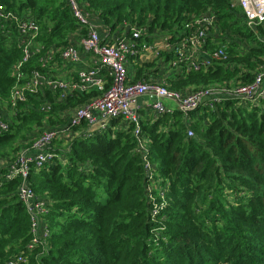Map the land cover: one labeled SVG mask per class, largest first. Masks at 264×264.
I'll list each match as a JSON object with an SVG mask.
<instances>
[{
    "label": "trees",
    "instance_id": "obj_1",
    "mask_svg": "<svg viewBox=\"0 0 264 264\" xmlns=\"http://www.w3.org/2000/svg\"><path fill=\"white\" fill-rule=\"evenodd\" d=\"M77 1L90 22L92 15L104 29L127 26L131 36L134 27L147 28L140 44L153 43L156 32L165 34L168 44H189L192 16L213 12L224 44L235 36L250 47L240 54L232 43L215 49L208 66L181 65L160 76L157 61H185L182 54L167 52L165 43L153 61H137L134 72L128 67L135 81L162 82L185 94L248 84L264 68V24L250 27L236 0ZM0 6L38 22L41 54L51 45H68V35L79 27L68 0H0ZM18 38L16 25L0 20V100L10 111L13 67L23 57ZM219 50L223 54L217 55ZM127 57L131 61L136 54ZM39 59L24 65L26 73L43 70ZM100 93L76 91L62 101L48 89L29 95L11 118L3 115L9 129L0 134V154L6 147L17 153L31 147L39 131L68 122V109ZM45 101L51 104L48 112L38 107ZM141 137L148 140L149 171L135 125L121 116L68 146L54 143L56 151L64 149L65 163L57 157L40 168L31 162L26 177L8 178L17 153L10 156L0 166V264L19 254L27 260L18 264H264V100L245 106L225 96L188 112L174 108L144 117ZM23 183L47 202L41 224L49 235L33 249L31 213L19 195Z\"/></svg>",
    "mask_w": 264,
    "mask_h": 264
},
{
    "label": "built area",
    "instance_id": "obj_2",
    "mask_svg": "<svg viewBox=\"0 0 264 264\" xmlns=\"http://www.w3.org/2000/svg\"><path fill=\"white\" fill-rule=\"evenodd\" d=\"M71 11L77 20L80 38L78 46L76 43H69L65 46L51 45L43 54L44 46L37 42L40 34L38 22L26 15L20 16L15 12H6L0 6V20L16 25L19 34L18 45L23 50L22 59L13 67V75L16 77V84L13 87L9 103L13 110L21 102H28L29 95H38L41 91L48 89L58 94V100H64L69 94L76 91L88 92L98 90L101 93L90 98L86 103L66 112L70 114L69 121L54 126H47L33 138L31 147L23 148L16 155L9 166L8 178L18 175L26 177L31 169V162L35 167L45 165L54 157L64 160L62 154L56 151L57 141H63L65 146L78 135L91 136L93 131L105 129L113 118L123 117L126 121L135 125V133L138 135L139 150L143 153L146 170L152 168L147 158L148 140L141 137V121L144 119L143 112L151 110L154 116L177 108L182 111H191L209 101H220L222 98L231 97L238 99L243 105L254 104L255 101L264 100V68L256 75V78L248 84L231 86H208L196 89L192 92L181 93L168 89L162 82L135 81L130 76L127 66V56L138 53L158 54L159 44H140L138 39L144 36V31L138 27L132 29L131 36L116 40L105 39L100 36L98 27L90 22L87 11L77 0H68ZM235 5V4H234ZM250 27L264 24V0H237ZM216 22V15L213 12H203L193 15L187 24V28L193 32L191 43L196 44L203 40ZM5 28V24L2 25ZM85 33H84V32ZM168 47H172L166 43ZM82 52L92 55L94 66L76 69L78 77L65 79L55 77L56 68H47L50 61L59 56L69 64H78ZM223 54L219 50L217 55ZM40 55L42 69H33L27 72L24 65L32 57ZM176 63V62H175ZM67 64V65H69ZM194 66H201L192 63ZM207 66V64H205ZM108 86V87H107ZM167 100L175 102L176 106L166 104ZM1 101V100H0ZM2 102V101H1ZM39 109L48 112L51 109L50 102H42ZM75 126H81L75 131ZM9 129V124L0 112V134ZM189 136H193V130H188ZM55 149V150H54ZM2 180H0V185ZM20 199L27 205L31 213V242L28 247L33 249L36 245L46 241L49 235L47 225L41 224V217L46 212V199L34 195L30 187L23 183L19 187ZM43 231V232H42ZM27 258L22 255H15L9 260V264L24 263Z\"/></svg>",
    "mask_w": 264,
    "mask_h": 264
},
{
    "label": "crops",
    "instance_id": "obj_3",
    "mask_svg": "<svg viewBox=\"0 0 264 264\" xmlns=\"http://www.w3.org/2000/svg\"><path fill=\"white\" fill-rule=\"evenodd\" d=\"M91 19L94 23H96L95 25L98 27V29L101 30L99 31L103 37L107 36L109 37L110 40H116L119 38H123V37L125 38L129 36V33H128L129 30L127 26L122 27L121 28L122 30L111 31V30L102 28L101 22L99 23L98 22L99 20H97L92 15H91ZM221 34L222 32L219 30V28L217 26L216 27L214 26L212 27V29L211 28L208 29L206 37L196 44H192V43L187 44L185 40H180L178 43L170 44L172 47H170V49H168L167 52L172 51L173 53H176L177 56H180L182 54L185 61L179 62L178 60H175V62L178 61V63L176 62V63H171V64L165 63L164 61H162V63L161 61H157V67L160 68V70L157 73H159L160 76H163L162 70H165V71L168 70V72H172L174 70L173 68H175L176 70V69H179L181 65L187 66V64L191 65L193 62L198 63V64H207L208 66L209 64H212L213 56L215 55L214 54L215 49L220 48V47L221 48L228 47L232 45V43H235L237 45L236 51H238L240 54H244L250 48L246 40L242 42L241 40H238L235 36H234V41H227L225 42L226 44H224L223 41H225V38ZM164 35L165 34L157 33L154 38L153 43L151 44L157 43L160 45V47H163L164 44L167 42ZM78 38H80V35L77 29L72 31L68 35V40L71 43L76 42L78 44L79 42ZM155 57H156L155 54H151V53H143L142 55L136 54V57L132 58L131 61L127 57V65L130 71L134 72V63H137L138 61V63L142 64L141 62L153 61ZM138 59L140 60V62ZM69 63L70 62L64 61L59 56H55V58H53L50 61L49 66L47 68H56L57 75H55V77L72 79V77L74 76L76 72V69L86 68L89 66L96 65L93 62L92 55L86 52H82L81 60L78 62L77 65L69 64ZM131 77L133 78L132 75ZM166 104L171 107L176 106L175 102L172 100H167ZM143 115L145 119L146 117L154 116L151 110H147L146 112H143ZM65 162H66V159H65ZM3 165L5 164H1L0 166H3Z\"/></svg>",
    "mask_w": 264,
    "mask_h": 264
},
{
    "label": "rangeland",
    "instance_id": "obj_4",
    "mask_svg": "<svg viewBox=\"0 0 264 264\" xmlns=\"http://www.w3.org/2000/svg\"><path fill=\"white\" fill-rule=\"evenodd\" d=\"M235 2H237V0L235 1ZM99 23H100V21H98ZM138 28H140V27H138ZM140 29H142V31H145L144 32V34H149V31H147V28H140ZM159 34V32H156L154 35L156 36V34ZM154 39V38H153ZM3 101H6V100H3ZM262 101H255V102H253L254 104H259V103H261ZM5 104H7V103H4V102H1L0 101V112L4 115V116H6L7 118L8 117H10L11 118V116H12V112H13V109H11V111L10 110H7L6 108V106H5ZM249 105H253V104H249ZM248 105V106H249ZM61 121H63L62 119H60ZM60 122V121H59ZM63 123H65V122H60V123H58V125L59 126H61ZM55 124H57V121H56V123ZM47 125H50V123L49 122H47ZM38 128V127H37ZM34 129L36 130V127H34ZM39 129V128H38ZM41 129V128H40ZM16 146H17V143H16ZM2 151H3V153H5V154H9V155H7V156H9V157H7V156H5V154H0V165L1 164H7V159H9L10 158V156H14L15 155V153H17V150L15 151V149L14 148H11V147H6V148H3L2 149ZM63 163H65V159H64V162Z\"/></svg>",
    "mask_w": 264,
    "mask_h": 264
}]
</instances>
